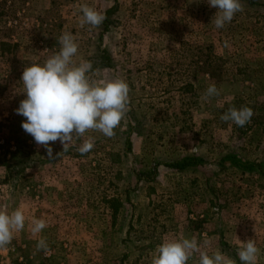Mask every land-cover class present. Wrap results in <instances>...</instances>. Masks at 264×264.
Listing matches in <instances>:
<instances>
[{"label":"rangeland","instance_id":"1","mask_svg":"<svg viewBox=\"0 0 264 264\" xmlns=\"http://www.w3.org/2000/svg\"><path fill=\"white\" fill-rule=\"evenodd\" d=\"M254 2L217 29L208 0H0V210L26 217L0 264H152L164 239L193 237L187 264L217 250L240 264L249 240L264 264V0ZM84 6L103 23H83ZM65 32L75 62H91L93 80H125L129 102L112 137L74 133L66 150L49 142V156L16 109L25 68L59 52ZM245 107V126L222 119ZM36 219L47 227L33 234Z\"/></svg>","mask_w":264,"mask_h":264},{"label":"clouds","instance_id":"2","mask_svg":"<svg viewBox=\"0 0 264 264\" xmlns=\"http://www.w3.org/2000/svg\"><path fill=\"white\" fill-rule=\"evenodd\" d=\"M208 3L218 9L212 20L217 29L231 22L235 14L242 10L241 0H208ZM82 13V22L91 26H99L105 20L101 12L88 6L82 8ZM59 44V52L50 56L45 63L25 68L21 82L26 98L16 109L18 115L26 118L21 125L24 131L37 144L48 146L49 156L52 155L49 142L59 140L66 150L74 133L83 136L88 130H97L112 137L114 129L126 114L130 92L125 80H93L90 76L91 62H75L79 46L72 33H63ZM218 94L215 84L206 90L208 97ZM253 114L251 108H231L222 119L243 127L250 122ZM93 147L89 139L80 146L79 151L85 154ZM25 221L22 206L11 213L0 210V247L10 244L14 233L25 228ZM46 227L44 219H36L31 231L38 234ZM37 247L46 249V240L40 239ZM196 251H199V245L194 237L164 239L156 249L152 264H187ZM258 253L255 240L243 243L238 251L240 264H256ZM199 264H235V261L217 250L211 256L206 252L201 253Z\"/></svg>","mask_w":264,"mask_h":264},{"label":"trees","instance_id":"3","mask_svg":"<svg viewBox=\"0 0 264 264\" xmlns=\"http://www.w3.org/2000/svg\"><path fill=\"white\" fill-rule=\"evenodd\" d=\"M241 3L245 4V5H248V6H254L256 5V3L254 2V0H241ZM212 74V77L214 79V75L216 74L214 71L211 73ZM187 164V161L184 163V165ZM183 165V166H184Z\"/></svg>","mask_w":264,"mask_h":264}]
</instances>
